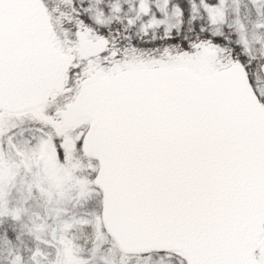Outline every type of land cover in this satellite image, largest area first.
<instances>
[{
  "label": "snow or ice",
  "instance_id": "6c2138e0",
  "mask_svg": "<svg viewBox=\"0 0 264 264\" xmlns=\"http://www.w3.org/2000/svg\"><path fill=\"white\" fill-rule=\"evenodd\" d=\"M0 264H264V0H0Z\"/></svg>",
  "mask_w": 264,
  "mask_h": 264
}]
</instances>
